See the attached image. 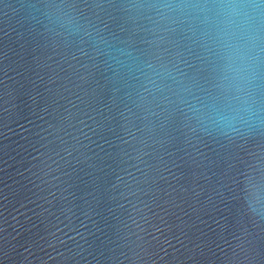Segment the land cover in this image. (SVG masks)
<instances>
[{"label":"water","instance_id":"obj_1","mask_svg":"<svg viewBox=\"0 0 264 264\" xmlns=\"http://www.w3.org/2000/svg\"><path fill=\"white\" fill-rule=\"evenodd\" d=\"M0 264H264V0H0Z\"/></svg>","mask_w":264,"mask_h":264}]
</instances>
